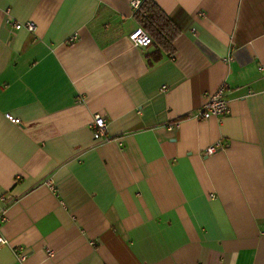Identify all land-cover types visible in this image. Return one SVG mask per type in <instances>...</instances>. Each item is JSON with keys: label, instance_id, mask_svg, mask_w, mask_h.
<instances>
[{"label": "crops", "instance_id": "0c3cea01", "mask_svg": "<svg viewBox=\"0 0 264 264\" xmlns=\"http://www.w3.org/2000/svg\"><path fill=\"white\" fill-rule=\"evenodd\" d=\"M133 1L0 0V264H264V0H153L173 55Z\"/></svg>", "mask_w": 264, "mask_h": 264}, {"label": "built area", "instance_id": "2783aa9c", "mask_svg": "<svg viewBox=\"0 0 264 264\" xmlns=\"http://www.w3.org/2000/svg\"><path fill=\"white\" fill-rule=\"evenodd\" d=\"M140 0H134L132 3L133 8L137 11L141 6ZM22 28H26L29 32H35L36 27L35 24L30 22L26 25L22 24H14L15 30H21ZM130 41L133 47L135 48H148L152 45V38L142 29L139 28L136 30L131 36ZM229 114V103L227 100V86H221L217 92L210 95L204 104V106L198 111L196 118L201 121L208 120L212 117L224 118ZM13 123H19V120L10 117L9 118ZM91 130L93 133V137L97 143L109 142L111 137L109 135V123L107 120L97 115L94 117L93 122L91 124ZM223 146L217 144L216 146H211L204 151L205 156H211L216 154ZM5 222V217L0 216V227ZM8 241L0 235V248L3 245H6ZM53 253L48 250V256L52 257ZM18 260L20 263H23L25 257L22 254L18 255Z\"/></svg>", "mask_w": 264, "mask_h": 264}, {"label": "trees", "instance_id": "16d2710c", "mask_svg": "<svg viewBox=\"0 0 264 264\" xmlns=\"http://www.w3.org/2000/svg\"><path fill=\"white\" fill-rule=\"evenodd\" d=\"M135 18L152 38L151 47L154 46L157 52H165L167 55L175 53L174 43L180 35V30L153 0H144L135 11Z\"/></svg>", "mask_w": 264, "mask_h": 264}]
</instances>
